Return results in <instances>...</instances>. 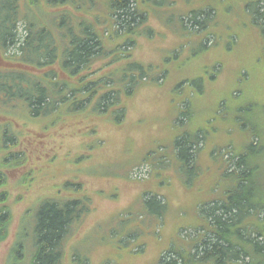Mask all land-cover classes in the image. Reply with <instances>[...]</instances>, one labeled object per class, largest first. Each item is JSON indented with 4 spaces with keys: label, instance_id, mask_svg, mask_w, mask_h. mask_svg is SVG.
Listing matches in <instances>:
<instances>
[{
    "label": "rangeland",
    "instance_id": "374dc122",
    "mask_svg": "<svg viewBox=\"0 0 264 264\" xmlns=\"http://www.w3.org/2000/svg\"><path fill=\"white\" fill-rule=\"evenodd\" d=\"M112 1L19 0L20 17L36 14L37 24L42 23L46 28L49 20L59 24L72 22L74 34L81 31L79 24L88 27L90 22L99 20L107 24L100 28L102 30L109 26L106 18L110 15ZM256 1L140 2V10L146 11L148 18L139 26L137 34L131 35L136 38L135 43L120 51L130 54L132 62L155 68L156 80L136 88V96L127 105L123 126L116 128L106 122L96 123L101 149L90 153L95 157L90 162L75 164L77 157L86 154L77 156L81 139L72 137L73 129L47 125L46 119L43 122L33 119L21 101L16 108L0 106V123L8 124L12 135L20 142L27 147L30 142L46 140L44 147L47 146L39 155L45 159L30 160L33 169L29 168L32 179L28 183H24V175L29 171L23 168L29 164L14 165L8 170L16 169L17 173L12 176L7 173L11 182L8 190L12 219L10 239L7 237L0 247V264H9V261L31 264L38 213L44 203L58 197V186L67 181L82 184V193L90 198L89 207L73 226L70 240L78 260L84 264H159L162 258L169 257V250L181 242L180 247L188 248L190 240L198 236L197 208L210 198L227 162L228 169H235L236 159L232 157L237 147L247 144L245 129L235 127L233 120L237 118L238 122L240 118L244 127L257 131L264 138V35L254 16L246 13V7L250 5L254 9ZM135 8L136 5H132V10ZM210 8L215 10L206 24L210 34L203 37L205 30L199 31L200 27L189 21L187 14ZM256 9L264 14V0ZM180 18H184V25ZM257 22L264 26V17L258 16ZM23 26L19 23L17 32L24 37ZM183 26L187 27L186 31ZM105 35L113 37L110 32ZM14 53L13 48L7 52L8 55ZM113 59L109 54L92 69L111 64ZM124 62L126 60L119 64ZM0 65L6 66L1 61ZM112 66L106 67L107 70ZM16 74L22 73L16 71ZM182 85L183 88L190 86L191 90L186 88L183 94H178V87ZM2 95L0 91V100L4 98ZM183 96L188 97L193 115L190 127L201 126L206 135L195 154V170L185 174L170 165V157L156 159L155 154L160 146L159 151H172L169 145L177 130L173 126L177 119L176 106L182 107L179 103ZM221 106L224 107L223 116L217 113ZM45 135L47 137H43ZM253 140L258 143L257 138ZM227 143L232 144L225 146ZM12 152L16 154L17 149ZM68 152L72 153L71 160L65 158ZM55 155L59 156L56 161L53 160ZM251 161L257 167L256 181L264 183V145ZM141 167L146 173L142 172L139 176L142 178L136 179L134 169ZM74 188L77 187H64L61 196ZM152 188L168 199L163 217L151 214L152 217L145 218L146 214L140 209L143 201L150 197H146L145 192Z\"/></svg>",
    "mask_w": 264,
    "mask_h": 264
},
{
    "label": "trees",
    "instance_id": "16d2710c",
    "mask_svg": "<svg viewBox=\"0 0 264 264\" xmlns=\"http://www.w3.org/2000/svg\"><path fill=\"white\" fill-rule=\"evenodd\" d=\"M148 1L113 0L110 15L106 18L109 28L100 30L107 24L97 20L90 22L88 27L79 24L81 31L74 34L72 22L59 24L49 20L46 28L42 23L37 24L36 14L20 17L19 0H0V61L12 64L10 67L0 65V91L4 97L0 100V106L16 108L21 101L33 119L40 122L46 119L47 125H63L73 129L72 137L81 139L77 156L79 153L88 155L81 154L75 164L93 160L95 157L90 153L101 149L96 123L106 122L116 128L123 126L127 105L136 96V88L156 80L155 68L132 62L130 54L124 55L120 51L124 46L135 43L136 38L131 35H136L139 26L148 18V13L140 10L139 3ZM260 1L254 2V9L248 5L246 13L254 16L264 35L263 24L257 22L258 16L264 17L256 9ZM132 5H136L133 10ZM214 12L213 8L194 10L187 14V18L200 27L199 31L205 30L203 37H207L210 33L206 24ZM180 20L184 25V18ZM19 23L24 25V37L17 32ZM182 28L187 30L186 26ZM106 32L113 34V37L108 38ZM204 47L209 48L206 44ZM10 48L15 49V53L8 55ZM109 54L114 57L113 63L94 71L93 65ZM124 60L126 62L119 64ZM110 65L119 67L112 66L107 70L106 67ZM16 71L22 74H16ZM186 88L191 90L190 86ZM186 88L183 85L178 87V94H183ZM187 98L182 97L183 101L179 103L183 104L182 107L176 106L177 119L173 126L177 130L169 145L172 151H159L160 146L155 152L156 159L170 157V165L183 174L195 170V154L206 140L201 126L190 127L193 115ZM217 113L223 116L224 107L221 106ZM236 121L237 118L233 120L235 127L245 129L243 133L247 144H240L232 157L236 159L235 169H228L227 162L226 169L216 179L210 198L197 208V238L190 240L188 248L180 247L182 242L171 248L169 257H161L159 264H264V183L256 181L258 171L251 161L256 151L262 149L264 138L257 131L244 127L240 118ZM255 138L258 143L253 140ZM45 141L30 142V149L12 135L8 124L0 123V244L8 237L12 219L9 212L10 184L5 171L14 165L27 166L34 158L39 161L45 159L39 157L44 149L47 150ZM14 148L17 149L16 154L12 152ZM68 153L65 158L71 160L72 153ZM58 157L55 155L53 160L56 161ZM46 160L50 161L49 158ZM31 171L24 175V183L32 179ZM70 186L77 188L66 190V194L61 196L64 187ZM155 186L159 187L157 184ZM58 188V197H50L52 199L43 204L35 221L36 244L31 264H84L78 260L70 240L73 226L89 207L90 198L82 193V184L74 185L67 181ZM157 190L152 188L145 192L146 197L150 196L140 206L146 214L145 218L151 214L153 217L158 214L163 217L169 204L168 199Z\"/></svg>",
    "mask_w": 264,
    "mask_h": 264
},
{
    "label": "flooded vegetation",
    "instance_id": "af4514ba",
    "mask_svg": "<svg viewBox=\"0 0 264 264\" xmlns=\"http://www.w3.org/2000/svg\"><path fill=\"white\" fill-rule=\"evenodd\" d=\"M0 60H1V58H0ZM3 64H5V65H7L8 67H10V66H12V64L10 65V63H3ZM31 167V164H29L27 167H25V168H23V169H25V171L27 170V171H29V168ZM13 171V170H12ZM5 171V174H6V176H7V173L9 172V175L10 176H12V175H16V173H17V170L15 169V171ZM10 176H8V177H10ZM9 184L11 185V182H10V180H9ZM16 186V185H15ZM11 187H14L13 185L11 186ZM0 193H1V188H0ZM10 205V204H9ZM0 209H1V206H0ZM9 212H10V210H9ZM10 216H11V218H12V214H11V212H10ZM10 231V230H9ZM9 238V237H8ZM10 239V238H9ZM9 241V240H8ZM0 247H1V244H0ZM11 255V254H10ZM9 264H11V262L9 261Z\"/></svg>",
    "mask_w": 264,
    "mask_h": 264
},
{
    "label": "built area",
    "instance_id": "2783aa9c",
    "mask_svg": "<svg viewBox=\"0 0 264 264\" xmlns=\"http://www.w3.org/2000/svg\"><path fill=\"white\" fill-rule=\"evenodd\" d=\"M142 172L146 173V170L143 167L135 168L134 172H133V175L137 177L136 179H141L142 177H139V176H142Z\"/></svg>",
    "mask_w": 264,
    "mask_h": 264
}]
</instances>
